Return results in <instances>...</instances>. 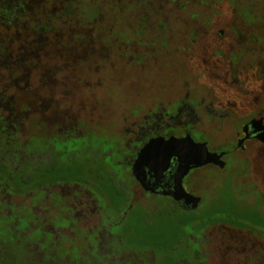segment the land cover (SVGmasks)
Segmentation results:
<instances>
[{"label":"flooded vegetation","instance_id":"1","mask_svg":"<svg viewBox=\"0 0 264 264\" xmlns=\"http://www.w3.org/2000/svg\"><path fill=\"white\" fill-rule=\"evenodd\" d=\"M208 1L0 0V263L167 264L138 224L176 214L173 264H264V0ZM186 136L220 158L139 161Z\"/></svg>","mask_w":264,"mask_h":264},{"label":"rangeland","instance_id":"2","mask_svg":"<svg viewBox=\"0 0 264 264\" xmlns=\"http://www.w3.org/2000/svg\"><path fill=\"white\" fill-rule=\"evenodd\" d=\"M214 1L215 0H210L208 2L211 3ZM218 1L219 0H216L215 2H218ZM223 1L230 3V5L232 7L237 8L238 15L240 13H242L243 16H247V13L245 12V10H249L251 6H256V5L260 4V2H261V0H223ZM232 1L234 3H231ZM162 74H164V75H162ZM162 74L153 75V77L149 78L148 80H144V82L149 83V85L147 87L150 88V90L147 91L145 96L152 97L151 93L154 92L153 88H155L159 83L165 84V83H168V81H170L171 83L175 82L174 81L176 79L175 76H173L169 73H167L168 75L165 73H162ZM171 83H170V85H171ZM153 96L155 97V93H153ZM235 162H236V165H239L241 167V169H242L241 171L243 172V170L245 169V163L238 162V160H236ZM236 165H234V166L238 167ZM243 173L245 174V172H243ZM228 177H229V179L231 178V185H230V183H228ZM240 177L242 178L244 176L241 175ZM224 178H227V180H225V185L224 184L222 185L223 182H220V180L218 182L211 181L207 191L206 190L202 191V187L200 184H199V186L196 185L197 187H195V188H200V193L202 192L204 199H205V202L202 205L203 207H205V204L211 205L217 198L222 196L223 192H221V190L225 189V188L228 189L227 183L229 184V189L232 188V190H235V189L237 190L236 184H238L239 182L236 181L237 176H236V171L234 169L231 171L226 170L225 174H224ZM253 196H255V195L252 194V198H253ZM60 211H61L60 208H58L57 216L50 218V222H52L55 226H65L66 225V223L64 222V219L59 216ZM179 219H181V216L174 214V215H172V217H167V218L163 219L162 225L165 227H168L171 225L172 227H174V229L172 228L173 231L178 232L175 230V228L177 225L176 221ZM114 222L115 221H113L109 224L108 220L103 218V224L106 225V227L114 224ZM23 225H24V221H21V226H23ZM113 228H115V227H113ZM117 231H119L118 228H117ZM75 242H76V240H70V239L64 238L61 241H59V243L57 244V246L53 250L59 256H61L63 254L66 256H70L71 258H75L76 257V254H75L76 250L74 249V247H76ZM167 242L169 243V240ZM68 244H70V246L72 245V247L70 249H67V247L64 248V246H66ZM40 248H41V252L46 251L45 245H41ZM177 252L179 254V250H177ZM93 256H95V254ZM85 264H88V262L85 261Z\"/></svg>","mask_w":264,"mask_h":264},{"label":"water","instance_id":"3","mask_svg":"<svg viewBox=\"0 0 264 264\" xmlns=\"http://www.w3.org/2000/svg\"><path fill=\"white\" fill-rule=\"evenodd\" d=\"M157 146H161L167 150L162 163L167 164L171 157L177 158L184 165L182 174L190 168L216 163L217 159L220 158V155L210 153L205 144L196 143L189 136H186L182 139L171 138L167 141L163 139L151 141L139 155V161L142 162L148 152Z\"/></svg>","mask_w":264,"mask_h":264},{"label":"trees","instance_id":"4","mask_svg":"<svg viewBox=\"0 0 264 264\" xmlns=\"http://www.w3.org/2000/svg\"><path fill=\"white\" fill-rule=\"evenodd\" d=\"M223 215L226 216L227 214L224 213ZM208 216L210 217L211 213H209ZM223 219H225V217H223ZM187 223H189V221L186 222V224ZM138 226H140V228H138L140 234L139 236L143 238V242L150 243L154 247L158 255H161L163 261L162 263L165 262L167 264H173L178 260L179 254L177 252L178 249L176 248V246L178 245V242L181 238L182 240L184 238L187 242L191 243L190 239H188L187 236L184 237L182 232L176 229L175 230L178 232L173 231L174 227H172L171 225L165 227L162 225V223L155 222H153V224L151 225H147L145 222L142 221V223L138 224ZM12 235V230H9V241H11ZM168 240L169 243L167 242ZM0 257L4 258V256L2 255H0Z\"/></svg>","mask_w":264,"mask_h":264}]
</instances>
